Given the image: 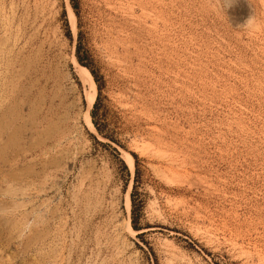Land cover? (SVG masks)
Segmentation results:
<instances>
[{"label": "rangeland", "instance_id": "rangeland-1", "mask_svg": "<svg viewBox=\"0 0 264 264\" xmlns=\"http://www.w3.org/2000/svg\"><path fill=\"white\" fill-rule=\"evenodd\" d=\"M78 6L0 0V264H264V0ZM78 22L123 146L69 126Z\"/></svg>", "mask_w": 264, "mask_h": 264}, {"label": "bare ground", "instance_id": "bare-ground-1", "mask_svg": "<svg viewBox=\"0 0 264 264\" xmlns=\"http://www.w3.org/2000/svg\"><path fill=\"white\" fill-rule=\"evenodd\" d=\"M65 7H66V11H67V18H68L69 24H70L71 28L73 30H75L76 29L75 17H74V13L72 11V8H71L68 0H65ZM71 59H72L73 70H74L76 76L78 77V79L81 82L82 90L80 91V93L79 92L76 93V91L72 90V92L69 93V96H66V97H70V100L67 101V104L65 105L66 109H67V112H68V117L67 118L72 119V123L69 126H70V128H75L76 129V128L79 127V125H78L79 124V120H82L84 125L89 130H92V131L95 132L96 130H95V127H94V125H93V123L91 121V117H90V109H91V107H92V105H93V103L95 101V97H96V93H97L96 83H95V80H94L92 74L90 73V71L85 66H82L81 64L78 63V61L76 60V58H75L73 53H71ZM66 100H67V98H66ZM13 103H14V101H13ZM62 103H64L63 99L61 101V104ZM4 117H2V118H4ZM12 117H14V116H12ZM65 117H66V115H65ZM14 120H15V117H14ZM78 132H79V130H78ZM78 134H76V135H78ZM11 140L13 141V139H11ZM128 161H129V166L133 168V159L129 155H128ZM126 204H127V208L129 209L130 208V204H131L129 196L126 197ZM125 226H126L128 231H130V230L132 231L133 230L132 227H131L130 222H127Z\"/></svg>", "mask_w": 264, "mask_h": 264}, {"label": "trees", "instance_id": "trees-1", "mask_svg": "<svg viewBox=\"0 0 264 264\" xmlns=\"http://www.w3.org/2000/svg\"><path fill=\"white\" fill-rule=\"evenodd\" d=\"M69 1L73 9V12L75 14L74 16H76L78 19L79 18L78 0H69ZM77 27L78 30H77L75 50H74L75 58L79 64L85 66L90 71V73L92 74L95 80L98 91L100 92L101 84L99 83V77L97 71L94 68V59L90 53L89 48L87 47V41L81 29L80 22L77 23ZM90 116L93 125L100 136L110 141H113L120 146H123L120 140L114 137L113 134L114 132L109 127V121L107 120L106 111L100 112L99 110V94L97 95L96 100L93 103L92 109L90 111ZM132 227L136 230L139 229L134 219L132 220Z\"/></svg>", "mask_w": 264, "mask_h": 264}]
</instances>
